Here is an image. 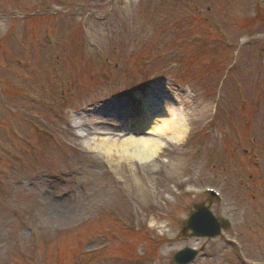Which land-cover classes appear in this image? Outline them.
<instances>
[{
	"label": "rangeland",
	"instance_id": "1",
	"mask_svg": "<svg viewBox=\"0 0 264 264\" xmlns=\"http://www.w3.org/2000/svg\"><path fill=\"white\" fill-rule=\"evenodd\" d=\"M258 1L0 0V264H264ZM141 139L145 164L99 147Z\"/></svg>",
	"mask_w": 264,
	"mask_h": 264
},
{
	"label": "bare ground",
	"instance_id": "2",
	"mask_svg": "<svg viewBox=\"0 0 264 264\" xmlns=\"http://www.w3.org/2000/svg\"><path fill=\"white\" fill-rule=\"evenodd\" d=\"M148 102H151V100L144 102V104H145L144 109L145 110H143V112L149 114L151 117L153 116L155 119L162 120V123H163L162 126H159V128L157 129L159 134L163 135L166 138L171 137V136H169L170 133L172 134V136H174V138H175V136L176 137L179 136L180 132H181L180 128L177 127L176 125H173L172 127H170L171 125L169 124V121L167 120V118L164 115H162L163 111H161V109L158 108L159 106L155 105L154 103L151 104ZM149 106H151V107H149ZM102 130H103V132L110 131V129H108V128H104ZM167 131H170V133H167ZM99 145H101L99 147L102 149V151H103L102 153L105 154L106 158H108L109 160H112L111 158L114 157L113 154L115 153V154L119 155V157H121V158L125 157L128 160L131 158H135V159H138L140 161H143L144 164L147 160H151L156 155L155 150L159 149V147L162 146L156 140H146V139H141L139 141L133 140L128 145L129 147H131V149H132L131 151L128 149V147H126L122 150H120V148H118L119 150H117V149L113 150L109 147H106L107 145L105 146V144H99ZM149 145H151V146H149Z\"/></svg>",
	"mask_w": 264,
	"mask_h": 264
},
{
	"label": "water",
	"instance_id": "3",
	"mask_svg": "<svg viewBox=\"0 0 264 264\" xmlns=\"http://www.w3.org/2000/svg\"><path fill=\"white\" fill-rule=\"evenodd\" d=\"M189 227L193 230L195 236H209L213 237L217 235L218 228L216 227V223L210 216V214L206 211L200 212L197 216L196 214L190 219ZM195 255L194 251L185 250L179 252L174 259L181 264L188 263Z\"/></svg>",
	"mask_w": 264,
	"mask_h": 264
}]
</instances>
